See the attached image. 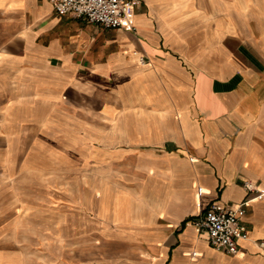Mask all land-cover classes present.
I'll return each mask as SVG.
<instances>
[{"label": "crops", "instance_id": "1", "mask_svg": "<svg viewBox=\"0 0 264 264\" xmlns=\"http://www.w3.org/2000/svg\"><path fill=\"white\" fill-rule=\"evenodd\" d=\"M131 20L105 27L52 0H0V194L29 134L37 149L40 134L79 133L95 139V165L42 172L41 185L60 182L71 196L72 182L84 191L90 181L108 195L98 165L110 160L117 198L20 211L71 244L112 246L71 253L69 264H264V0H143ZM245 199L239 253L196 231L213 202Z\"/></svg>", "mask_w": 264, "mask_h": 264}, {"label": "rangeland", "instance_id": "2", "mask_svg": "<svg viewBox=\"0 0 264 264\" xmlns=\"http://www.w3.org/2000/svg\"><path fill=\"white\" fill-rule=\"evenodd\" d=\"M31 135L29 134L25 142L28 147L23 150V162L18 163V168L14 167L11 170L0 194V208L6 211V219L0 221V256H18L22 259L21 264H69L71 253L102 255L111 251V245L104 246L100 243L101 240L97 242L91 237L84 239L82 244H71L69 238L68 241L64 238V230L61 229L56 235L49 234L55 230L48 233L47 230L33 229L29 227L32 225L31 222L21 218L20 211L27 213L40 203L83 204L94 207L100 204L110 205L117 198L112 190L113 166L109 163L110 160L98 165L101 168L99 172L103 173V182L109 184L108 195L103 196L101 191H95L90 181L88 189L84 191L78 187L80 181L72 182L76 187L71 188L73 193L71 196L64 193L65 186L60 185V182H55L50 193L46 192L40 181L43 177L42 172L50 171L56 173L58 177H63L68 172L78 174V169L86 167L87 163L88 167L95 165L90 159L96 156L95 149L89 148L95 144V139H86L79 136V133L68 135L69 138L63 132L44 133L38 137L42 145L34 149L32 146L36 139L33 141ZM128 201L127 198H120L122 203L127 204ZM46 232L48 234H45ZM72 257L73 262L75 257Z\"/></svg>", "mask_w": 264, "mask_h": 264}, {"label": "built area", "instance_id": "3", "mask_svg": "<svg viewBox=\"0 0 264 264\" xmlns=\"http://www.w3.org/2000/svg\"><path fill=\"white\" fill-rule=\"evenodd\" d=\"M55 8L62 14L72 13L84 16L90 22L105 27H133L131 16L135 5L143 0H52ZM249 190L256 187L252 181H245ZM250 199L239 204H220L213 202L208 208L196 215L192 222L199 233L206 232L211 245L229 254L240 251L243 239L249 238V231L243 225ZM261 252H264V238L255 240Z\"/></svg>", "mask_w": 264, "mask_h": 264}]
</instances>
